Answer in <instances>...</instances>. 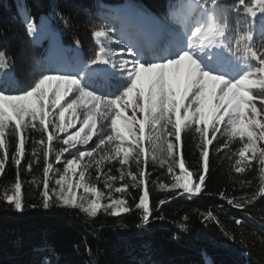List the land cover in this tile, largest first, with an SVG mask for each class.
<instances>
[{
  "label": "snow or ice",
  "instance_id": "6c2138e0",
  "mask_svg": "<svg viewBox=\"0 0 264 264\" xmlns=\"http://www.w3.org/2000/svg\"><path fill=\"white\" fill-rule=\"evenodd\" d=\"M55 15L64 24L71 19L62 12ZM172 15L183 26L182 31L168 25L167 17L157 19L146 11L138 13L132 24L134 38L121 35L114 40L115 29L92 25L94 50L76 70L34 71L21 82L15 77V59L0 44V173L5 172L9 160L17 167L12 194L4 196L10 206L23 209L19 167L25 156L26 132L37 129V125L47 141V146L45 139L35 141L44 149L45 207L55 197L61 205L80 209L89 217L101 210H112L113 215L128 213L125 199L109 198V203L102 205L103 193L85 183L86 172L93 164L99 179L106 161H118L119 178L130 176L133 187L141 190L136 207L142 211V223L146 225L153 210L145 145L151 146L153 162H175L185 130L194 131L199 138L200 168L190 171L181 155L180 175H175L170 185L159 184L161 189L180 196L201 194L210 170L209 146L218 133H223L229 142L238 139L241 143L234 153L238 156L235 172L244 173L258 163L262 175L261 187L251 198L244 196L238 202L224 192L220 197L241 209L249 199L264 198V0H195L188 11ZM24 23L27 34L37 32L36 18L28 15ZM161 35H168L167 46L163 42L157 45ZM74 43L80 45L78 39ZM58 134H64L63 146L54 159L64 167L63 172L55 170L59 178L50 187L53 163L48 157ZM9 135L16 139L11 153ZM227 148L225 142L217 151ZM65 154L70 158L62 159ZM32 155L36 156L35 149ZM133 161L139 171L125 173L124 168ZM31 167L30 161L27 169ZM173 170V164H169L168 173ZM69 176L78 179L72 181ZM116 179L114 175L107 177L108 181ZM106 187L111 191L109 183ZM81 188L94 198H78L74 189ZM125 188L127 185L115 191L121 193ZM167 202L159 200L157 210ZM206 218H213L212 213L208 212ZM235 223L242 224L243 220ZM173 239L178 237L174 235ZM40 264H52V260L45 258Z\"/></svg>",
  "mask_w": 264,
  "mask_h": 264
},
{
  "label": "trees",
  "instance_id": "16d2710c",
  "mask_svg": "<svg viewBox=\"0 0 264 264\" xmlns=\"http://www.w3.org/2000/svg\"><path fill=\"white\" fill-rule=\"evenodd\" d=\"M182 1L0 0V44L15 59V77L21 82L34 71H48L52 43L46 39L39 45L32 40L25 32L26 16L20 13V8L37 22L45 16L51 31L60 36L62 46L71 48L64 55L69 61L75 59L79 63L86 61L94 50L91 26H113L114 20L106 6L130 4L135 14L146 11L157 19L167 17L169 25L172 13L180 9ZM59 12L71 17L68 24L55 15ZM77 39L79 46L74 43ZM76 48L81 50L79 54ZM45 137L39 125L26 132L25 156L19 167L22 210H16L4 200L5 193L12 194L17 167L9 160L5 172L0 173V264H40L45 258L51 259L52 264H264V198L249 199L241 209L219 195L224 192L228 198L242 202L241 197L251 198L261 187L258 163H253L244 173L234 170L238 158L234 153L241 147L238 139L229 142L227 135L217 134L209 146L207 180L197 196H180L170 189H161V180H168L164 170L152 172L147 165L153 215L145 225L142 211L136 207L141 190L134 187L123 194L130 211L120 215L101 210L95 217H89L80 209L61 205L55 197L45 207L43 164L40 146L35 143ZM8 142L11 153L15 137L9 135ZM225 142L228 148L217 151ZM198 143L194 131L182 132L178 155L179 158L182 155L186 167L193 172L200 168ZM34 149L36 156L32 155ZM159 200L168 202L157 210ZM208 212L213 218H206ZM238 219L243 223L236 224ZM174 235L178 239H173Z\"/></svg>",
  "mask_w": 264,
  "mask_h": 264
},
{
  "label": "rangeland",
  "instance_id": "374dc122",
  "mask_svg": "<svg viewBox=\"0 0 264 264\" xmlns=\"http://www.w3.org/2000/svg\"><path fill=\"white\" fill-rule=\"evenodd\" d=\"M194 2H195V0H183V2L181 3V7H180L179 11H188V5H191ZM106 7L111 12L109 15H111V17L114 20V22L111 23V26L113 25L112 28L115 29V32L112 33L113 39L119 40V39H121V35L134 38L136 34L132 28V24L134 23V21L137 17V14H135L133 12V9L130 6V4H122V5H115L113 7H109V6H106ZM24 11H25V9L21 8L20 12L25 15L26 13ZM43 17H45V16H41L39 18V20L37 22L38 25L41 24ZM47 22H48V19H47ZM169 25H171L172 27H173V25H176V27H173V28L177 32L182 31L183 26L181 24L177 23L176 18L173 15L171 17V22ZM38 34H40L39 36L42 35V38H40L41 40L37 39L38 36L36 35V33L30 34L32 40L36 44L42 43L46 39H49L52 43V53L48 59L49 62L47 64V70L48 71L71 72V71L76 70L79 63H77L75 59L73 61H69L68 58L65 59L64 57H62L63 60L58 61V59H57L58 57L55 56V54L53 52V48L55 47V35L56 34L53 31H51V29L49 27V22H48V30H45L41 27L38 30ZM160 38H161V42H163L165 46H167V44L170 42L168 35H161ZM69 51H70V49L68 48L67 52H69ZM78 52L79 51H77V53ZM62 56H63V51H62ZM56 62L58 63V65ZM70 115H71L70 112L68 114H66V120L68 119V117ZM129 115H131V112H129ZM77 127H78V125H77ZM73 130H75V129H73ZM146 135H147V132H146ZM58 137L59 138L53 140V142L51 144V153L48 157L49 162L53 163V172H51L49 174V180H50L51 186L54 185L55 179L59 178L55 174V170L59 169L60 172H63V167H64L63 163H58L54 159L55 152L59 151V149L63 146L62 145V139L64 138V134H58ZM45 143L47 146L46 137H45ZM90 146L91 145L85 146V148L90 147ZM145 146L148 149V151H147L148 164L147 165L150 166V168H151L150 170L152 172L157 171V170H164V175L167 177L168 180L162 179L161 183L170 185L174 181V176L180 175V172L176 169V166L178 167L179 155L177 156V160L175 162H173L172 160H169L167 163L162 165L161 159H158L155 162L152 161V159H151V146L147 145V144ZM39 151H40L41 158H42V164L43 165L42 164L41 165H42V172H43V168L45 166L44 149L41 148V146H40ZM74 151L75 150H73V152ZM64 158H70V156H68V154H65V156L62 157V159H64ZM143 158L144 157H142V159ZM85 162H87V161H85ZM169 164H173L174 170H173L172 174H169L167 171V167ZM142 167H143V165H142ZM128 171H131L134 174L139 171V169H137L135 161L131 162V164L129 166H126L124 168L125 173H127ZM109 175H114L117 177V179L115 181H108L107 177ZM86 177H87V179L85 181L86 184H88L89 186L95 185V187L101 193H103L101 200H100V203L102 205H107L109 203V198H111V199H125V197L123 195L124 192H126L129 188L133 187V184L135 183L132 180V178L126 174H125L123 180H121L119 178L120 177V165H119L118 161H106L104 164V167H103V174L101 175V177L99 179H97L95 165L93 164V166L91 168H89L88 171L86 172ZM69 178L72 181H75L78 179L77 177H71V176H69ZM106 183H109L111 185V191L109 190L108 187H106ZM123 185H127V188H125V190L123 192L117 193L115 191V189L117 187H122ZM74 192L78 198L85 197V196H87L88 199L94 198V194H85L83 192L82 188L81 189H74Z\"/></svg>",
  "mask_w": 264,
  "mask_h": 264
},
{
  "label": "bare ground",
  "instance_id": "6f19581e",
  "mask_svg": "<svg viewBox=\"0 0 264 264\" xmlns=\"http://www.w3.org/2000/svg\"><path fill=\"white\" fill-rule=\"evenodd\" d=\"M113 6H115V5H109V7H113ZM23 12V11H22ZM43 28V29H45V30H48V22H47V19L45 18V17H43V20L41 21V24L39 25V27H38V29H37V32H36V35L38 36L37 37V39L38 40H41L40 38H42V35L41 36H39L40 34H38V30H39V28ZM157 42H160L161 41V38L159 37V39L158 40H156ZM161 43V42H160ZM159 43V44H160ZM54 46V45H53ZM63 47H62V45H61V43H60V38H59V36L56 34L55 35V47L53 48V52H54V54H55V56L56 57H58L60 54H61V49H62ZM68 49V48H67ZM58 61H60V60H58ZM57 63V62H56ZM57 65H58V63H57Z\"/></svg>",
  "mask_w": 264,
  "mask_h": 264
}]
</instances>
